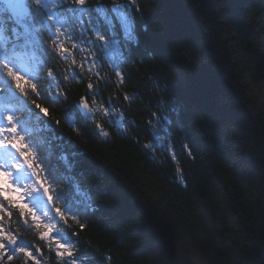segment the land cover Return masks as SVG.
Returning a JSON list of instances; mask_svg holds the SVG:
<instances>
[{
  "label": "trees",
  "instance_id": "trees-1",
  "mask_svg": "<svg viewBox=\"0 0 264 264\" xmlns=\"http://www.w3.org/2000/svg\"><path fill=\"white\" fill-rule=\"evenodd\" d=\"M116 3L86 4L100 38L116 43L115 66L109 47L98 41L92 52L99 82L91 94L110 119L62 122L89 96L79 69L82 81L65 86L62 104L42 102L62 139L44 180L71 202L93 198L91 212L66 226L72 256L82 264H110L109 255L112 264H177L194 236L206 264H264V0H138L139 10ZM48 62L66 68L54 54ZM46 259L63 264L55 253Z\"/></svg>",
  "mask_w": 264,
  "mask_h": 264
},
{
  "label": "snow or ice",
  "instance_id": "snow-or-ice-1",
  "mask_svg": "<svg viewBox=\"0 0 264 264\" xmlns=\"http://www.w3.org/2000/svg\"><path fill=\"white\" fill-rule=\"evenodd\" d=\"M74 2L83 7L88 3V0H74ZM113 2L119 7L116 0H113ZM128 2L135 5L137 10H139L138 0H128ZM11 11L14 15L18 14L15 6L11 7ZM121 16L124 20L128 19L123 13H121ZM129 34H131V31ZM54 47L57 54L60 55L66 63V72L79 69L84 76L87 77V89L96 87L99 82V74L96 72L94 65H92L93 57L87 50L80 49L75 44H69L67 38L63 41H57ZM3 67L7 76L15 82L16 87L22 93L28 95V93L31 92L35 96L40 95L39 89L34 83H30L22 75L13 71L7 64L3 65ZM116 80L118 82L117 91H119V89L124 87L123 74H116ZM261 91L264 92V90ZM122 97L123 101L129 99V95L127 94H122ZM29 98L31 99L32 97ZM33 103H36V101L33 100ZM81 103L84 107L90 108L91 110L86 96H81ZM37 107L45 112V114H50L46 106L37 103ZM99 110L103 111L102 109ZM5 119L7 121V127H0V148L7 146L14 150L18 154L21 164L32 170L33 176L36 177V186L43 188L44 192L49 194V199H51L52 189L42 178L43 170L37 155L30 150L25 137L20 134L15 118L12 115H8ZM101 130L102 133L105 131L103 128H101ZM188 154L191 156L190 151ZM13 166L19 167V165ZM176 170L178 174H182L183 170L179 164H177ZM33 190L37 189L34 187ZM25 195V189L18 187L13 181L12 173L8 171L3 164H0V264H17V250L13 249L10 251L16 241V234L13 233L9 227L13 210L19 211L26 219L31 217V221L37 230L39 239L45 241L49 251L52 249L55 250V258L58 261L71 259L73 255L71 247L64 245L52 236L54 226L42 220L32 211L29 205L25 203ZM58 215H60L62 219H66V217L59 212ZM80 227L82 230H86L88 226L83 224L80 225ZM18 255L20 264H46L44 259L46 254L41 248H37L35 251L30 249H19ZM109 261L110 264H112L113 258L111 255H109Z\"/></svg>",
  "mask_w": 264,
  "mask_h": 264
},
{
  "label": "clouds",
  "instance_id": "clouds-1",
  "mask_svg": "<svg viewBox=\"0 0 264 264\" xmlns=\"http://www.w3.org/2000/svg\"><path fill=\"white\" fill-rule=\"evenodd\" d=\"M203 252L199 241L194 236H189L177 264H206Z\"/></svg>",
  "mask_w": 264,
  "mask_h": 264
},
{
  "label": "bare ground",
  "instance_id": "bare-ground-1",
  "mask_svg": "<svg viewBox=\"0 0 264 264\" xmlns=\"http://www.w3.org/2000/svg\"><path fill=\"white\" fill-rule=\"evenodd\" d=\"M68 152V150H66V153ZM161 154L163 153V151H161L160 152ZM92 201H93V198L91 197L88 201H87V204L88 205H90L91 203H92ZM43 248V251L45 252V257H44V259L46 260V258L48 257V256H53V254L55 253L53 250H51V251H49V248H48V246H45V247H42ZM79 250H80V253L81 254H79L80 256H82L83 254L84 255H86L87 257H89L90 258V255L88 254H85L84 253V250L83 249H81V247L79 248V247H77ZM85 259V258H84ZM71 260H73V258H71ZM46 262H48V261H46ZM65 264V263H64Z\"/></svg>",
  "mask_w": 264,
  "mask_h": 264
}]
</instances>
